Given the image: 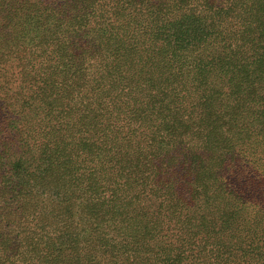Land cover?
Masks as SVG:
<instances>
[{"label": "trees", "instance_id": "1", "mask_svg": "<svg viewBox=\"0 0 264 264\" xmlns=\"http://www.w3.org/2000/svg\"><path fill=\"white\" fill-rule=\"evenodd\" d=\"M262 84L264 0H0V264H264V126L199 210L157 150L193 132L143 125L183 87Z\"/></svg>", "mask_w": 264, "mask_h": 264}, {"label": "rangeland", "instance_id": "2", "mask_svg": "<svg viewBox=\"0 0 264 264\" xmlns=\"http://www.w3.org/2000/svg\"><path fill=\"white\" fill-rule=\"evenodd\" d=\"M143 55L144 52L142 51L141 56ZM134 57V61L129 60L127 68L135 67L137 57L136 55ZM33 64L34 71L38 74L36 80L41 83L43 78L40 75L42 70L39 69L40 59L34 60ZM213 88L209 86H187L175 92H170L171 94L168 93V97L174 100H171L162 109L157 108V112L166 114L168 117L153 116L152 119H146V122H143L144 126L151 124L155 128L154 126L165 121L161 127L167 130L172 126L170 120L176 119L175 116L177 115L178 124L180 121L183 125H188V129L193 132V134L185 135L179 139L166 137L167 139H164L157 150L161 149L162 154L159 155V160L163 162V165H167V168L161 170V173L164 176L168 175L166 177L172 183V187L185 192L186 195H190L194 208L199 210L215 204V198L221 184L218 180L215 181L214 178L220 162L226 157L228 160L232 157L230 154V146L234 140L231 143L232 136H239L240 133L245 132H258V128L264 126V84L257 85L254 89H235L233 91L227 88L218 87L216 90H213ZM98 91L96 90L95 95ZM108 95L113 96L114 93L110 92ZM113 99L111 98L103 105L94 107L93 113L104 118L106 113L103 107L111 110L115 105ZM89 101L90 99L86 98L83 102L87 103ZM118 105L116 104L115 107ZM126 111L128 113L132 112L130 108H127ZM204 113L209 114L207 116ZM248 169L250 170L249 167ZM135 203L134 233L140 235L142 234L144 221L142 219L141 204L138 201ZM213 219H215L214 215ZM189 221L194 226L198 223L195 218ZM218 221L216 220V222ZM147 227L150 233H156L153 226L147 223ZM112 231L108 232L112 234ZM147 240H149V247H151L153 241H151L149 234L146 237ZM220 252L221 250L218 248L209 249L207 255L214 258L221 255ZM134 258L135 264H142L139 262V257ZM224 258L225 256L222 259ZM147 264H156L152 255L147 257Z\"/></svg>", "mask_w": 264, "mask_h": 264}]
</instances>
